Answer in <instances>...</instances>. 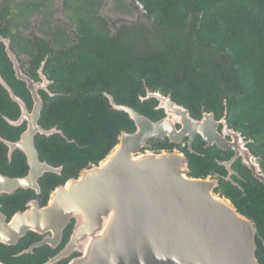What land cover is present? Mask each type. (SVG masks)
Segmentation results:
<instances>
[{
	"label": "flooded vegetation",
	"instance_id": "1",
	"mask_svg": "<svg viewBox=\"0 0 264 264\" xmlns=\"http://www.w3.org/2000/svg\"><path fill=\"white\" fill-rule=\"evenodd\" d=\"M99 5V0H0V178L14 180L28 175L29 167L21 148L28 143L37 124L44 131H52L48 136L36 134L33 137L38 158L40 162L58 168L55 173H44L38 182L31 179L25 189L11 187L9 182L0 180V264H50L49 261L64 247L68 229L63 232L60 243L35 247L44 236L27 232L23 237H16V233L7 227L17 214L37 205L45 207L51 192L77 177L81 169L98 163H89L68 177L63 174L64 165H54L41 158L38 140H61L67 145L77 144L80 139L69 138L53 122V108L59 105L77 108L87 104L94 108L97 125L100 112L116 127L126 120L130 127L118 128L114 146L122 133L135 131L129 115L118 108L134 111L152 122L163 118V113L156 110L162 102L152 96L161 91L152 88L149 82L150 52L116 29L117 20L124 22L122 18L117 19L115 25H112L114 19H108L114 36L102 30L96 18ZM29 24L32 25L29 27ZM158 50L157 47L151 52ZM181 61L186 64L188 60L180 58L175 63L183 68ZM218 87L223 96L219 95L218 102L212 106H206L204 100L197 99L191 92L185 105L171 100L188 110L189 117L194 120L200 121L204 115L211 114V120L205 117V122L216 127L218 137H213L227 146L226 150L219 149L217 144L207 146L202 136L196 134L191 144L188 136H184L179 144L169 142L168 138L148 140V147L140 152H179L187 159L191 155L206 157L216 168L204 176H196L190 166L189 177L215 181L214 194L228 199L240 212L231 198L226 197L225 191L240 193L239 196L232 195L239 204L245 197L243 185L251 186L256 182L264 189L242 164L240 155L248 149L263 172L264 158L254 151L255 141L250 136H243L229 124L227 98L232 96L223 85ZM182 128L176 124L177 131ZM234 132L240 133L241 139H236L232 135ZM249 139L251 142L245 145ZM52 264L67 262L61 260Z\"/></svg>",
	"mask_w": 264,
	"mask_h": 264
},
{
	"label": "water",
	"instance_id": "2",
	"mask_svg": "<svg viewBox=\"0 0 264 264\" xmlns=\"http://www.w3.org/2000/svg\"><path fill=\"white\" fill-rule=\"evenodd\" d=\"M152 96L162 102L156 108L163 113L161 120L152 122L118 108L129 115L135 131L122 133L102 160L51 192L45 207L37 205L17 214L7 228L16 237L27 232L44 236L35 247L60 243L68 229L64 247L50 264L61 260L67 264H259L256 238H261L255 222L228 199L214 194L215 181L189 177V161L179 152H140L148 147V140L168 138L179 144L188 136L191 144L196 134L207 146L227 147L214 138L218 137L216 127L205 122L211 114L194 120L170 95ZM177 123L183 126L179 131ZM51 133L37 124L21 148L28 175L0 180L25 189L31 179L38 182L44 173L57 172L58 168L40 162L33 141L36 134ZM232 135L241 139L240 133ZM240 156L252 177L264 186V172L255 155L246 149Z\"/></svg>",
	"mask_w": 264,
	"mask_h": 264
},
{
	"label": "trees",
	"instance_id": "3",
	"mask_svg": "<svg viewBox=\"0 0 264 264\" xmlns=\"http://www.w3.org/2000/svg\"><path fill=\"white\" fill-rule=\"evenodd\" d=\"M135 1L164 38V46L148 54L150 86L178 104L188 103L191 92L212 106L223 96L218 87L223 85L232 96L227 98L229 124L250 136L255 141L254 151L264 158V0ZM180 58L188 60L186 64L181 61L183 68L175 64ZM103 115L100 112L97 125L94 108L87 104L53 108V122L69 138L80 139L67 145L61 140H38L41 158L64 165L63 174L68 177L102 160L114 146L118 128L130 127L126 120L116 127ZM188 159L196 176L216 168L206 157L191 155ZM243 187L245 197L239 204L232 195L240 193L227 190L225 195L255 222L261 238H256V256L259 264H264V189L256 182Z\"/></svg>",
	"mask_w": 264,
	"mask_h": 264
},
{
	"label": "rangeland",
	"instance_id": "4",
	"mask_svg": "<svg viewBox=\"0 0 264 264\" xmlns=\"http://www.w3.org/2000/svg\"><path fill=\"white\" fill-rule=\"evenodd\" d=\"M82 3L80 2L81 5ZM99 4L96 18L100 21L102 30L108 32L110 36H114L115 32L110 27L108 19H114L112 25H115L116 20L122 18L124 22L119 23L117 20L115 27L126 33V38L136 40L139 45H143L147 52H151L153 49L157 50V47L158 49L163 47L164 38L161 30L154 23V20L146 18L144 11L139 8L135 0H99ZM33 20V18L30 19V23ZM25 24L28 23L25 22ZM30 25L32 24H29V27Z\"/></svg>",
	"mask_w": 264,
	"mask_h": 264
}]
</instances>
